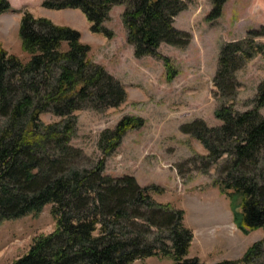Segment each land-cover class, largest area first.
Returning <instances> with one entry per match:
<instances>
[{
  "label": "trees",
  "instance_id": "obj_1",
  "mask_svg": "<svg viewBox=\"0 0 264 264\" xmlns=\"http://www.w3.org/2000/svg\"><path fill=\"white\" fill-rule=\"evenodd\" d=\"M225 1L214 0L212 18ZM41 4L55 10L79 9L90 31L107 38L113 36L104 26L111 7L124 5L122 23L135 56H158L162 42L176 46L188 42L189 35L172 25L184 7L181 0H41ZM10 9L8 0H0V14ZM21 13L18 34L31 57L23 63L0 46V222L37 215L52 205L55 230L35 238L26 255L13 264H132L154 256L170 257L172 264H202L187 258L192 234L183 225V212L152 199L159 189L142 188L132 177L101 175L105 158L142 119L126 116L104 131L99 139L103 159L92 169L80 168L82 151L69 144L75 130L73 112L116 107L125 99L124 88L88 57L90 47L80 41L78 30L25 10ZM247 34L220 48L214 83L223 98L234 91L230 83L240 64L255 51L264 53V43L255 41L263 32L251 29ZM164 62L169 69L168 60ZM263 105L264 80L252 109L236 112L222 106L215 111L219 127L208 128L201 121L181 127L208 150L204 173L226 156L219 169L223 178L216 183L230 199L233 222L244 235L264 231V114L259 112ZM45 111L62 119L44 124L39 115ZM262 258L264 240L239 260L215 264H264Z\"/></svg>",
  "mask_w": 264,
  "mask_h": 264
},
{
  "label": "rangeland",
  "instance_id": "obj_2",
  "mask_svg": "<svg viewBox=\"0 0 264 264\" xmlns=\"http://www.w3.org/2000/svg\"><path fill=\"white\" fill-rule=\"evenodd\" d=\"M181 1L184 7L173 17L172 25L189 35L188 42L183 46L162 42L158 56H135L122 23L124 5L111 7L104 26L113 36L107 38L91 32L90 23L80 14L46 8L41 0H8L14 10L0 14V46L7 56L15 55L23 63L31 57L22 49L18 34L22 14L18 10L78 30L80 41L90 47L88 57L102 65L125 91L124 101L116 107L73 112L75 130L69 144L82 151L80 168L92 169L103 159L99 139L104 131L112 130L126 116L142 119L105 158L101 175L132 177L142 188H157L151 194L156 203L182 211L183 225L192 234L187 258H197L202 264L235 261L264 240V231L244 235L238 230L231 201L216 183L223 178L219 169L226 156L204 173L209 152L181 127L201 121L216 128L222 124L215 115L220 107L231 106L236 112L253 108L257 87L264 80V53L255 51L234 71L231 95L223 98L214 82L222 44L246 38L251 29L263 32L255 41L264 43V0H226L215 18L211 16L214 0ZM259 112L264 114V105ZM61 119L50 111L39 115L44 124ZM51 209L52 205H46L37 215L0 222V264H13L26 255L35 238L55 230ZM132 264H172V259L154 256Z\"/></svg>",
  "mask_w": 264,
  "mask_h": 264
},
{
  "label": "crops",
  "instance_id": "obj_3",
  "mask_svg": "<svg viewBox=\"0 0 264 264\" xmlns=\"http://www.w3.org/2000/svg\"><path fill=\"white\" fill-rule=\"evenodd\" d=\"M64 10H66V11H69V12H72V13H77V14H80L79 16H83V19L85 20V22H86V17H85V15L79 10V9H75V8H66V9H64ZM45 11L46 12H53V10H49V9H45ZM76 14V15H77ZM78 16V15H77ZM52 19V18H51ZM88 22V21H87Z\"/></svg>",
  "mask_w": 264,
  "mask_h": 264
}]
</instances>
